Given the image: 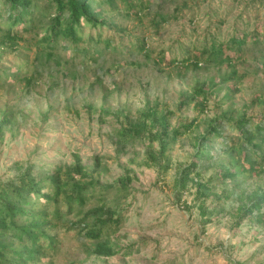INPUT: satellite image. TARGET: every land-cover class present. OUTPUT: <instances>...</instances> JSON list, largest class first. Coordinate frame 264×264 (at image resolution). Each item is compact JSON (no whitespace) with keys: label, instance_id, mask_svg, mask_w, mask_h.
<instances>
[{"label":"rangeland","instance_id":"1","mask_svg":"<svg viewBox=\"0 0 264 264\" xmlns=\"http://www.w3.org/2000/svg\"><path fill=\"white\" fill-rule=\"evenodd\" d=\"M261 1L150 0L146 9L127 16L125 5L116 0L117 8L106 13L112 24L94 29L84 24L80 48L72 49L70 42L69 48H63L59 42L50 61L45 60L44 51H36L33 41L34 31L42 33L39 13L46 10L45 1H38L35 30L23 32L26 40L15 51L0 50V63L18 72V78L9 77L0 85V118L4 113L10 115V124L0 136V181L14 177L28 164L38 175L57 165L66 167L76 159L91 172L94 156H101L102 164L92 170V177L102 185L113 183L125 169L133 173L129 190L121 196L123 221L111 233L120 248L117 254L98 258L90 254L95 240L57 226L51 229L57 244L38 264L47 260L53 264H264V224L249 217L233 225L240 204L235 192L248 193L263 186L264 173L252 176L239 172L233 185L227 187L229 197L219 202L208 198L206 204L217 207V214L206 224L198 212L194 186L188 185L180 199L175 195L177 172L192 158L197 131L224 111L236 117L244 107H248L247 115L264 109V103H251L258 90L264 91V45L249 42L233 66L204 59L195 68L168 62L187 52L194 40L203 45L213 35L217 41H225L235 31L248 33L261 27ZM106 38L111 41L109 46H104ZM84 46L92 57L81 50ZM162 51L168 58L160 60ZM232 71L234 77L221 80ZM31 74L33 81L27 86L22 76ZM199 81L214 84L206 107H198L192 98L179 109L181 94H193L192 88ZM153 105L162 112L173 111L169 128L197 119L192 133L179 135L169 145L168 166L164 161L146 163L145 137L120 141V131L128 121L119 112L129 113L134 120ZM226 128L227 133H237L228 129V124ZM152 145L156 147V141ZM211 152L213 159L199 160L204 180L228 163L226 154L216 148ZM213 176L211 189L223 192L225 184ZM119 195L116 188L102 195L93 193L67 217L76 218L100 199L109 203ZM184 201L189 208L183 206ZM65 207L61 200L59 209Z\"/></svg>","mask_w":264,"mask_h":264},{"label":"trees","instance_id":"2","mask_svg":"<svg viewBox=\"0 0 264 264\" xmlns=\"http://www.w3.org/2000/svg\"><path fill=\"white\" fill-rule=\"evenodd\" d=\"M38 1L0 0V50L15 51L20 43L26 40L23 32L35 30ZM44 1L46 10L44 13H39L43 21L38 19L42 33L34 31L33 41L36 51L45 52L46 61L54 59L59 42L63 48H69L70 43H73L74 46L71 48L79 49L78 41L82 39L83 25L88 24L93 29L98 26H108L113 21L106 17V13L117 8L116 0ZM121 1L125 5V14L129 16L133 12L140 13L146 9L150 0ZM261 2L264 8V0ZM175 7L177 11L179 7ZM89 39L93 40V35L90 34ZM95 40L99 41L100 38L96 37ZM140 41L142 42L140 49H145L143 39L141 38ZM110 42L106 38L104 46H109ZM249 42L254 45L258 43L264 45V24L261 27L256 26L248 33L235 31L225 41H217L213 35L209 36L207 42L202 43L203 45H199L198 41L194 40L190 43L187 52L179 58L169 59L168 62L183 67L192 64L195 68L201 63V59H204L205 62L216 60L219 64L233 66L238 59L237 54L243 51ZM81 50L87 57H92L88 46L82 47ZM160 54L164 55L160 60L165 58V51ZM55 61L59 62L58 59ZM234 74L236 73L232 71L229 76L226 75L221 80L234 77ZM9 77L18 78V72L0 63V85ZM22 77L27 86L31 85L32 74ZM213 86L214 84L208 81L196 82L192 88L193 94H181L178 108L181 109L189 100L195 98L196 105L203 109L208 102V94L213 91ZM231 88L232 91H237L236 85H231ZM197 97L201 99L198 100ZM251 103H264L262 89L252 97ZM247 108L244 107L236 117L228 116L227 111H224L221 117L217 116L208 121L202 131H197L192 158L177 172L176 198L180 199L181 194L189 190L188 185L194 186V197L197 199L195 203L204 224L216 218L217 214V207L211 208L206 204L208 198H214L219 202L222 198L229 197L227 187L233 185L239 172L252 176L264 173V109L259 113L247 115ZM119 114L128 121L127 126L120 131L122 134L120 141L125 138L140 140L145 137L148 140L143 142L146 163L161 164L164 161L166 166L169 164L167 155L169 145L179 135L192 133L197 121L193 117L189 121L179 122L178 125L169 128L173 111L162 112L157 105L143 109L134 120L130 118L129 113L120 111ZM8 124H10V115L4 113L0 118V136ZM227 124L228 129H235L237 133H227ZM211 138H214V143H210ZM153 141H156V147L152 145ZM214 148L217 152L226 154L228 163L204 180V174L199 170V160L213 159L211 150ZM101 164L102 157L94 156L92 170L97 169ZM91 172H87L76 159L66 167L57 165L53 170L38 175L34 174L33 166L28 164L14 177L0 181V264H38L41 257H48L50 248H55L57 237L51 229L57 226H63L67 230H77L83 237L95 240L90 254L98 258H108L119 252L118 242L111 239V233L116 231L123 221L121 196L129 190L133 173L125 169L113 183L102 185L92 177ZM214 174L220 183L225 184L221 193L215 192L210 187ZM110 188H116L120 194L112 202L107 203L100 199L99 204L85 209L78 217L73 219L67 217L75 206L85 205L93 193L102 195ZM235 195L240 200V204L236 208L233 225L238 226L249 217L264 224V185H258L248 193L236 191ZM61 200L66 206L63 211L59 209ZM183 206L189 208L185 201ZM44 264H53V262L47 260Z\"/></svg>","mask_w":264,"mask_h":264}]
</instances>
